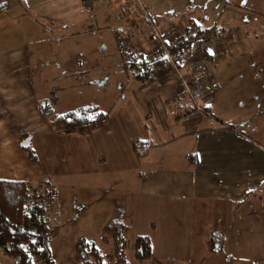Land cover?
<instances>
[{
  "label": "crops",
  "instance_id": "obj_1",
  "mask_svg": "<svg viewBox=\"0 0 264 264\" xmlns=\"http://www.w3.org/2000/svg\"><path fill=\"white\" fill-rule=\"evenodd\" d=\"M111 2L0 0V14L4 10L22 9L25 17L18 32L35 42L43 41L30 33H34L35 27L42 33L48 31L51 40L60 41L69 37L66 32L75 30L73 27L84 20L89 22L86 30L92 28L93 16L106 19L102 12H88L95 6L97 9L104 6L114 13L112 21L126 69L121 92L125 91L126 97L120 98V109L111 121L119 116L123 133L120 184L123 180L133 182L120 189V218L115 219L127 226L126 241L132 244L135 237L146 235L151 244L149 259L138 261L127 254L129 264H260L254 257L261 255L264 259V253L258 250L264 243V66L258 67L262 83L244 81L239 88L230 86L239 78L240 70L236 71L238 67L229 63L237 58L247 59L255 52L245 43L248 35L242 28L235 33L228 30L230 39L218 43L212 54H204L211 84L205 96L197 101L200 111L166 76L167 70L144 79L132 73L133 68H129L121 54V46L131 41L132 36L128 23L121 21L122 12L115 10ZM185 25L189 23L181 28ZM75 32L73 36L79 34ZM35 45L0 51V180L49 184L50 176L38 160L41 148H47L51 138L69 142L78 135L54 132L41 113L40 103L47 101L42 86L47 80L42 73L49 67L63 73L72 60L65 59L61 64L59 54L49 56L48 52L35 50ZM69 54V58L77 56ZM259 57L264 58V50ZM74 63L79 66L82 61ZM252 69L249 66V72ZM73 77L72 87L80 83L75 74ZM106 124L103 129L109 127ZM134 140L152 145L141 158H136L131 149ZM24 141L33 148L35 162L19 147ZM69 149L80 152L71 146ZM18 164L27 168L18 169L15 167ZM57 203L58 199L55 206ZM74 204L73 216L66 224L76 222L82 213L83 207ZM215 232L224 238L222 250L216 253L207 246L210 234ZM78 238L69 234L56 236L53 259L62 263L67 253L74 254ZM52 241L53 238L50 248ZM233 247L236 253L231 251Z\"/></svg>",
  "mask_w": 264,
  "mask_h": 264
},
{
  "label": "rangeland",
  "instance_id": "obj_2",
  "mask_svg": "<svg viewBox=\"0 0 264 264\" xmlns=\"http://www.w3.org/2000/svg\"><path fill=\"white\" fill-rule=\"evenodd\" d=\"M112 1L114 3L110 0L115 10L118 9L122 12L120 2L123 0ZM139 1L143 6L151 7V18L161 32H166L169 29L173 30L177 27L181 28L186 22L200 30L215 27L235 33L237 29L242 28L248 35L245 40L246 45L249 46L248 49H253L255 52L247 59L237 58L229 63L239 68L236 71L240 70V73H237L239 78H235L236 80L234 79L230 86L239 88L244 81L248 83L263 82L261 80L263 76L262 78L258 76V67L264 66V58H257V56H261V52L264 50V0H246V2H242V0ZM99 8L97 9L95 6L92 11L88 12H96V14L102 12L107 17L106 19L98 20L97 17L93 16L91 19L92 28H86V30V24L89 22L84 20L73 27L75 30L67 31L66 35H69V37H65L60 41L51 40L48 31L42 33L37 27L34 28V33L31 31L30 33L34 37L42 38L43 41L26 40V35L18 32L20 24L22 25L24 22L22 18L25 17L23 10L20 8H16L11 12H5L4 10V14H0V51L4 48L14 49L22 45L31 46L35 43L37 44L35 50L48 52L49 56H53V53L59 54L61 57L58 59L61 64L65 59L72 60L70 66L63 73L54 72L55 67H49L45 73H42L47 80L42 85L47 101H42L40 106L44 102L48 105L51 104V111L54 114H62L88 103H93L103 111L111 110V118L117 109H120V98L126 97V92H121L126 81V69L123 67L120 57V49L117 43L118 34L114 27L115 22L112 21L114 13L109 12L104 6ZM122 16L124 19L121 18V21L128 23V32L132 36L131 45L150 50L151 45H143L144 42L138 33L141 31L135 29L133 22L131 23V21L125 19L123 13ZM15 18H18V22ZM185 27L189 26L185 25ZM74 32L79 34L73 36ZM222 38L226 39L225 34ZM69 53L71 55L76 54V58H69ZM43 58L44 56L41 57L42 60ZM80 60L82 64L75 66L74 61L78 62ZM249 66H253L251 72H249ZM161 73L162 71H160ZM74 74L80 83L72 87L70 79L74 78ZM166 76L174 81V77L169 72ZM35 81L39 85L36 78ZM228 90H231V88ZM229 94L232 95L231 93L227 95ZM118 115H120V112ZM112 118L107 122L109 127L106 129L100 128L88 137L72 136L69 142L66 140L56 142L55 139L52 140L51 138L47 148H41L42 155L39 154L38 160L46 170V174L50 176L48 179L50 182L49 187L54 189L58 196L57 206L51 208L48 219L54 230L56 229L52 235L53 258L56 256L58 241L54 239L56 236L60 237L64 234H69L71 237H85L95 243L96 247L102 252L107 249L99 241V229L103 221L115 219V217L120 218V189L124 190L127 184H133L132 180L127 182L123 180V184H120L123 178L122 174L120 176V140L123 133L120 132L119 116L115 117L114 122L111 121ZM45 119L48 120L47 117ZM109 128L113 130L108 131ZM25 142H22V144L26 145ZM70 146L80 152H72L70 149L68 151ZM116 146L119 148H111ZM90 149H92V153ZM98 159L100 160L98 161ZM101 159L103 160L101 161ZM15 167L18 169L27 168L23 164L15 165ZM124 174H127V172H124ZM73 204L83 207L82 213L77 216L76 222L66 224L73 216L74 211L72 212L71 208ZM142 218L149 219L148 216ZM76 244L73 249L74 254L71 253L73 258L76 254ZM130 244L126 255L128 254L131 257L132 254V258H134L133 245ZM263 244L262 242L259 245L258 250L264 253ZM231 251L236 253V248H231ZM71 254L67 253V258L62 263L55 260L56 264H70L73 260ZM254 258L260 264H264L261 255ZM0 263L14 264L12 259L1 253Z\"/></svg>",
  "mask_w": 264,
  "mask_h": 264
},
{
  "label": "trees",
  "instance_id": "obj_3",
  "mask_svg": "<svg viewBox=\"0 0 264 264\" xmlns=\"http://www.w3.org/2000/svg\"><path fill=\"white\" fill-rule=\"evenodd\" d=\"M194 33L171 49L187 50L200 36L209 34L224 35L230 39L229 32L221 28L200 30L189 24ZM227 33V34H226ZM130 64L134 68L139 64ZM145 66V64H141ZM144 79V76H139ZM44 102L41 113L48 118L54 132L63 135L87 136L102 128L110 117V110L103 111L96 104L86 105L54 114ZM136 158L143 157L152 146L149 142L134 140L130 143ZM29 160L36 161L33 148L19 144ZM57 193L49 187L47 181L33 185L26 181L0 180V253L13 260L14 264H56L52 257L50 242L54 227L49 223V214L57 202ZM127 226L120 219L106 221L100 230V241L105 251H101L91 240L80 237L76 244V254L70 264H129L126 251L128 241L124 236ZM221 233L210 234L207 240L208 250L220 252L223 247ZM133 254L136 260H147L151 256V244L146 235L134 238ZM1 264V263H0Z\"/></svg>",
  "mask_w": 264,
  "mask_h": 264
},
{
  "label": "built area",
  "instance_id": "obj_4",
  "mask_svg": "<svg viewBox=\"0 0 264 264\" xmlns=\"http://www.w3.org/2000/svg\"><path fill=\"white\" fill-rule=\"evenodd\" d=\"M120 7L125 19L133 22L144 46L138 48L126 41L121 46V54L126 63L139 64L133 68L135 76L150 77L162 70H167L174 77L183 95L196 110H202L197 101L202 99L210 87V72L206 66L204 54L213 49L223 38L222 35L209 34L196 38L187 50L176 49L183 39L191 36L193 28L185 27L161 32L151 18V10L144 7L139 0H123ZM145 64V66L141 64Z\"/></svg>",
  "mask_w": 264,
  "mask_h": 264
},
{
  "label": "snow or ice",
  "instance_id": "obj_5",
  "mask_svg": "<svg viewBox=\"0 0 264 264\" xmlns=\"http://www.w3.org/2000/svg\"><path fill=\"white\" fill-rule=\"evenodd\" d=\"M242 2H246V0H242ZM209 54H212L211 49H209Z\"/></svg>",
  "mask_w": 264,
  "mask_h": 264
}]
</instances>
